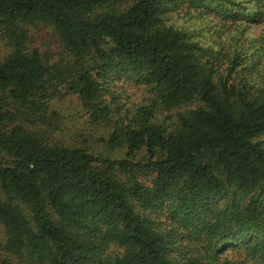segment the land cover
Segmentation results:
<instances>
[{"label":"trees","instance_id":"1","mask_svg":"<svg viewBox=\"0 0 264 264\" xmlns=\"http://www.w3.org/2000/svg\"><path fill=\"white\" fill-rule=\"evenodd\" d=\"M0 43V264H264V0H0Z\"/></svg>","mask_w":264,"mask_h":264},{"label":"rangeland","instance_id":"2","mask_svg":"<svg viewBox=\"0 0 264 264\" xmlns=\"http://www.w3.org/2000/svg\"><path fill=\"white\" fill-rule=\"evenodd\" d=\"M179 23H183V20H178V24ZM191 25L197 30L204 27L201 32V39H207V35L211 36L207 30L206 24L192 21L190 27ZM258 32V30L249 31L248 37H256ZM30 35L33 48H37L43 54H48L49 57L55 58L58 56L61 48L50 27L40 25L31 28ZM7 52L8 50L5 45L0 43V59H3L7 55ZM133 90L136 92V96H140L141 98L144 97L139 90ZM52 107L54 110L58 111L63 118L64 136L70 145L86 147L93 153L102 157L111 159H119L122 157L123 149L111 150L104 144L105 142H101V139L104 138L105 140L109 129L104 128L103 125L98 126L90 124L89 121H87L80 102L75 97H64L60 100H56L52 103ZM115 250V247H111L109 251L112 253Z\"/></svg>","mask_w":264,"mask_h":264}]
</instances>
